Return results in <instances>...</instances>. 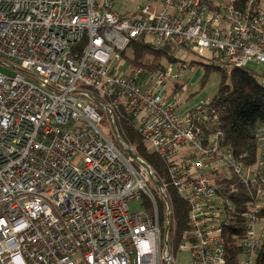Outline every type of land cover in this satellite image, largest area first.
Returning <instances> with one entry per match:
<instances>
[{"label":"built area","instance_id":"obj_1","mask_svg":"<svg viewBox=\"0 0 264 264\" xmlns=\"http://www.w3.org/2000/svg\"><path fill=\"white\" fill-rule=\"evenodd\" d=\"M118 1L0 0V57L35 80L0 74V264H175L181 252L189 264H225L235 184L248 195L242 264H255L264 124L254 129V163L237 161L213 99L181 114L171 84L183 86L187 55L225 77L262 65L255 75L264 90V0H129L130 10ZM138 41L172 47L179 68L115 66ZM119 112L167 164L188 205L190 240L176 252L159 227L152 170L98 128L104 117L112 127ZM155 190L165 195L161 184ZM131 202L144 211L131 212Z\"/></svg>","mask_w":264,"mask_h":264},{"label":"trees","instance_id":"obj_2","mask_svg":"<svg viewBox=\"0 0 264 264\" xmlns=\"http://www.w3.org/2000/svg\"><path fill=\"white\" fill-rule=\"evenodd\" d=\"M130 49L133 55L132 63L145 69L160 68L163 61L166 63L176 62L173 57L174 49L170 46L156 49L150 44L138 41L130 46ZM127 51L122 54V57L126 58ZM145 57H150L151 65L143 63ZM202 67L205 77L210 70H218L212 65H203ZM213 103L220 113L224 146L231 151L235 160L253 164L256 160L254 129L256 124H264V90L259 86L258 78L247 69H236L230 77L221 75ZM106 119L107 117H104L102 123H107ZM112 129H116L118 133L117 146L123 152L125 148H132L136 157L150 167L154 178L164 188L165 199H162L158 194L154 196L159 227L162 233H167L168 245L173 249V252H176L181 242L190 240L189 208L187 203L182 201L170 186L167 164L148 149L143 138L136 132L133 121L124 116L122 112H119ZM242 155H244V159L240 158ZM134 165L137 166L135 163ZM236 185H238L236 189L239 198H236L237 201L232 199L234 212L224 225L223 232L225 264H241L240 256L243 255L241 241L246 235V224L242 214L246 210L245 204L248 201V195L245 193L246 188L239 184ZM168 209L170 215L167 218ZM258 217L264 220V207L259 211ZM166 219L168 225H166ZM255 264H264V240L257 248Z\"/></svg>","mask_w":264,"mask_h":264},{"label":"rangeland","instance_id":"obj_3","mask_svg":"<svg viewBox=\"0 0 264 264\" xmlns=\"http://www.w3.org/2000/svg\"><path fill=\"white\" fill-rule=\"evenodd\" d=\"M119 2H121L123 5H120ZM133 4L134 3L129 1V0H120V1L116 2V6L119 5V7H121L122 9H129V10L133 7ZM119 12L123 13V11H120V10H119ZM131 13H132V11L130 13H127V14L123 13V14H125V16H128ZM125 56H126V58L124 56L121 57V59L117 63H114V65L117 66V64H119V62H121V63H124L129 68H133V67L134 68H136V67L144 68L142 66H136L132 63L133 55H132L131 49L126 52ZM144 60H145V62H143V63H146V65L149 66L152 64V62L150 61L151 60L150 57H145ZM182 60L184 61L182 65L186 68L183 71L181 79H180L181 84L183 86L181 87V85H179L178 83H172L171 84L172 85L171 88H172L173 93L179 91L178 95L180 96V100H181V105H180V107H181L180 113L181 114H183L186 111V109L194 106L195 104H198L202 100L213 99L216 92H217V88H218V85L220 83L221 75H222V73L218 70H210L209 72L206 73L207 76L205 77L204 68L202 66L203 65H206V66L212 65L213 67H215L216 65L211 64L209 62H206L202 58L183 55ZM12 63L13 62L0 57V74L11 76V77H13L17 74H21L26 80H29V81L35 83V80L33 78H31L26 73H23L19 68H17V70L11 69L10 66L12 65ZM162 65H167V63L163 61ZM126 66L122 67L120 69V71H122V72H123V70L126 71ZM170 66L174 71H176L179 68L178 63H173ZM262 68H263L262 65L250 64L247 69L251 73L258 74V73H260ZM203 81H204V83H203ZM202 83H203V86H202ZM183 87H185V90H187V93L183 90ZM106 122L107 123H102L98 126L99 130L107 139L111 140L112 142H115L116 145H118V143H117L118 133L116 132V129H114V130L112 129V127L109 123V119H106ZM237 186L238 185H236V184L234 185L235 188ZM155 189H156V187L152 184L151 191H152L154 196L157 195V192ZM144 202H145L144 205H145L146 210L148 212H152V210H153L152 203L148 202V200L144 201ZM154 202H155V198H154ZM155 206H156V203H155ZM128 209L131 212L140 213V212L144 211L143 210L144 206L141 205L140 202H131L128 204ZM156 210H157V207H156ZM157 214H158V212H157ZM263 225H264V220H259L258 224L256 225V230L263 227ZM189 261H190V255L188 252H181V253L177 254L175 257V264H189ZM243 261H244V256L241 255L240 256L241 264L243 263Z\"/></svg>","mask_w":264,"mask_h":264},{"label":"water","instance_id":"obj_4","mask_svg":"<svg viewBox=\"0 0 264 264\" xmlns=\"http://www.w3.org/2000/svg\"><path fill=\"white\" fill-rule=\"evenodd\" d=\"M13 70H16L15 67H12ZM126 154L138 165L141 166H146L144 162H142L136 155L132 152L131 149L126 148L125 149ZM150 181L153 183V185L157 188L160 189V184L158 181H155L152 176H150ZM162 199H165V195L163 193L160 194ZM167 229V228H166ZM166 231V230H165Z\"/></svg>","mask_w":264,"mask_h":264}]
</instances>
